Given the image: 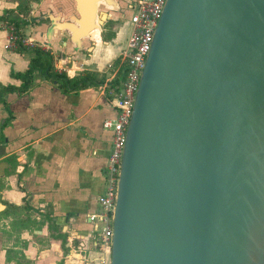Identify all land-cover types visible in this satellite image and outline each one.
Segmentation results:
<instances>
[{"label":"water","instance_id":"1","mask_svg":"<svg viewBox=\"0 0 264 264\" xmlns=\"http://www.w3.org/2000/svg\"><path fill=\"white\" fill-rule=\"evenodd\" d=\"M54 5L76 45L123 16L120 0ZM108 264H264V0H165L125 129Z\"/></svg>","mask_w":264,"mask_h":264},{"label":"crops","instance_id":"2","mask_svg":"<svg viewBox=\"0 0 264 264\" xmlns=\"http://www.w3.org/2000/svg\"><path fill=\"white\" fill-rule=\"evenodd\" d=\"M15 6L16 0H0V14ZM53 7L54 0L31 4L29 18L35 22L24 29L25 38L48 48L54 68L68 69V77L94 71L103 81L65 92L35 73L26 92L6 95V108L0 106V264H78L80 257L96 260L99 253L97 223L89 216L104 188L110 149L111 132L101 123L116 117L101 85L104 67L116 58L126 34L123 23L115 22L113 35L103 40L104 21L76 45L54 25L47 9ZM58 8L68 10L66 3ZM8 39L0 29V85H17L9 71H23L27 59L6 48Z\"/></svg>","mask_w":264,"mask_h":264},{"label":"built area","instance_id":"3","mask_svg":"<svg viewBox=\"0 0 264 264\" xmlns=\"http://www.w3.org/2000/svg\"><path fill=\"white\" fill-rule=\"evenodd\" d=\"M123 1L125 2L123 7L127 10V15L116 18L114 21L120 19L121 23H127L128 31L116 58L105 65L104 69L107 72V78L101 85V89L109 95L108 99L112 107L116 110V117L113 119H104L101 123L102 128L108 129L111 132L110 149L104 169V188L96 198L97 210L89 216L90 221L96 220V222L101 223L99 229L96 225L93 229L94 245L99 253L96 260L80 257L78 264L109 263L111 219L125 129L130 117L140 71L150 48L153 31L165 2V0ZM8 37V45L6 48L11 46L13 39V36L9 32ZM22 43L25 45H37L32 44L25 37L22 39ZM56 70L65 73L68 69ZM117 76L120 81L118 90L115 91L109 82Z\"/></svg>","mask_w":264,"mask_h":264},{"label":"trees","instance_id":"4","mask_svg":"<svg viewBox=\"0 0 264 264\" xmlns=\"http://www.w3.org/2000/svg\"><path fill=\"white\" fill-rule=\"evenodd\" d=\"M40 0H16V6L14 9H4L0 14V29H5L9 32L13 39L11 46L8 49L18 52L26 57V68L21 72L13 70L9 71L10 77L17 79L19 83L17 85L6 84L0 85V106L6 108L7 99L6 95L9 93H15L16 95L26 92L33 83V76L35 73H39L42 78L52 82L61 91H73L85 84L100 85L103 81L102 76L94 71H84L77 76L68 77L64 72L57 71L53 66V56L49 49L41 48L38 45H25L22 43L24 36V29L28 24H34L35 18H29V12L32 3H37ZM29 18V21H27ZM115 23L108 21L105 25L106 34L113 33ZM101 38L105 39V33H100ZM120 79L114 77L109 82L110 86L115 91L118 90ZM0 140H2L0 133Z\"/></svg>","mask_w":264,"mask_h":264},{"label":"rangeland","instance_id":"5","mask_svg":"<svg viewBox=\"0 0 264 264\" xmlns=\"http://www.w3.org/2000/svg\"><path fill=\"white\" fill-rule=\"evenodd\" d=\"M124 3L125 2L123 0H120V5L122 6V8H121V14L122 15H127V10L123 7ZM118 17H120V15H118ZM115 22L116 23L120 22V19L117 20V21H113V23H115ZM127 31H128V25L125 24V23H123L121 25V32H122V34L125 35L127 33ZM105 35H106L105 38H109L110 36L113 35V33H107ZM96 223H97V228L99 229L101 227V223L100 222H96Z\"/></svg>","mask_w":264,"mask_h":264},{"label":"flooded vegetation","instance_id":"6","mask_svg":"<svg viewBox=\"0 0 264 264\" xmlns=\"http://www.w3.org/2000/svg\"><path fill=\"white\" fill-rule=\"evenodd\" d=\"M110 21H112V20H110ZM105 22H108V20H107V21H105Z\"/></svg>","mask_w":264,"mask_h":264},{"label":"bare ground","instance_id":"7","mask_svg":"<svg viewBox=\"0 0 264 264\" xmlns=\"http://www.w3.org/2000/svg\"><path fill=\"white\" fill-rule=\"evenodd\" d=\"M94 32H96V31H94ZM93 33V32H92Z\"/></svg>","mask_w":264,"mask_h":264}]
</instances>
